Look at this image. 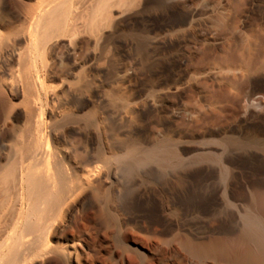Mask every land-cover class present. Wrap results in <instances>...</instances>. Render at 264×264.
<instances>
[{
	"label": "rangeland",
	"instance_id": "1",
	"mask_svg": "<svg viewBox=\"0 0 264 264\" xmlns=\"http://www.w3.org/2000/svg\"><path fill=\"white\" fill-rule=\"evenodd\" d=\"M40 1L0 0V146L15 151L35 122L53 146L72 123L83 138L68 133L66 145L87 140L99 163L110 158L114 167L104 191L71 200L38 241L0 213V264L15 252L12 264H232L222 250L205 258L192 250L219 241L264 252L256 238L264 227V59L249 72L226 61L264 20V0H113L111 23L95 16L92 0ZM57 5L75 30L51 25L47 10ZM232 20L240 28L216 52L191 42L192 25L221 29ZM57 52L69 54L66 67L56 65ZM221 86L230 93L222 102Z\"/></svg>",
	"mask_w": 264,
	"mask_h": 264
},
{
	"label": "bare ground",
	"instance_id": "2",
	"mask_svg": "<svg viewBox=\"0 0 264 264\" xmlns=\"http://www.w3.org/2000/svg\"><path fill=\"white\" fill-rule=\"evenodd\" d=\"M63 1L64 0H50L49 4L51 5L52 3L54 4L57 2L61 3ZM81 1L77 0L78 3ZM112 1L113 0H111V1L110 0H92L91 3H93V5L95 6V8H93L94 9L93 12L96 10V12H99V15H102V18L100 19L101 21L106 20L107 23L108 22L111 23L112 20H111L110 15L112 13L111 12H110L111 14L109 13V9H110L111 5L114 3V2L112 3ZM144 1L147 2L148 0H144ZM66 2H68V1H66ZM89 2H90V0H89ZM126 4H127V2H126ZM130 5H132V4H130ZM60 7L61 6H58V5L54 6V8L51 7L52 9L50 8L51 10H47L48 13L46 15V17L49 20V22L51 23V25L55 26L57 29H63V27L66 26V22H67V20L65 21V18H63L65 16L64 15L65 11H63L64 9L63 10L61 9L63 6L61 8ZM112 7H113V5H112ZM114 7H116V6H114ZM78 8H79V6H78ZM66 9H68V8H65V10ZM71 11L74 12V10H71ZM96 12H94L95 16H97ZM30 13L34 14L32 12H30ZM31 14H29V15L32 18ZM197 14H199V10L195 9L193 11V15H197ZM90 16H92V15L89 14L88 17L90 18ZM30 17H29V21L31 20ZM94 17L91 18L92 21H91V19L89 21L93 22ZM1 19H3V11L0 10V20ZM41 19H44V18H41ZM190 19H191V17H190ZM44 20H46V19H44ZM74 20H76L75 17H74ZM72 22H74V23H72ZM72 22H69L68 28L71 27V29H73L72 26H70V25L75 24L76 21L72 20ZM85 22H86V20H85ZM87 22H88V20H87ZM218 22L221 23V22H223V20H218ZM90 23L87 25L92 27V24L90 25ZM188 23H189L188 20L182 21L179 24L173 25L172 29L176 30L177 27L180 29L182 26H185ZM225 23H226V21H225ZM227 23H228L227 26L223 27L221 29L217 28V26L214 24L212 26L207 25L208 23H205L204 25L203 24H197L196 26L192 25V27L194 29V35L191 37L192 38L191 42L194 43L195 45H199L200 47H197V49L202 50V52H204V53L206 51L207 52L208 51L216 52L217 48H219L220 45L224 42V39H225L224 36L230 37L232 35V37H233L235 35L236 31H238L240 28L237 20H232V22H230V23L227 21ZM77 24L74 26L80 25V24L79 25H77ZM81 25L83 26V24H81ZM81 25H80V27H81ZM44 26H45V24H44ZM116 26H117V24H116ZM104 27H105V25H104ZM113 27H115V26H113ZM230 27H232L233 29H230ZM66 28L67 27H65V29ZM74 28L76 29V27H74ZM88 28H90V27H88ZM75 29H73V30H75ZM82 29L83 28H81V30ZM69 30H70V28L68 29V31ZM73 30H72V32H73ZM45 31L46 30H44L42 32L44 33ZM68 31H67V33H68ZM61 33H63V32H61ZM66 35H68V34H66ZM50 37H52V36L50 35L49 38ZM232 37H231V39H233ZM71 38H72V36H71ZM2 39L3 38L0 36V45L2 43ZM51 39L52 38H50V40ZM55 39H56V37H55ZM51 41H53V40H51ZM182 41L176 40L175 42H173V44L179 43L180 45H183L184 47H186V45H184L185 42H182ZM54 45H56V44H54ZM74 47H76V46H74ZM59 51L60 50H58V52ZM0 54H1V52H0ZM79 55L80 54H78L77 51L74 52L75 63H77L78 65L83 63V59H81V57H79ZM19 56H21V55H19ZM68 57H69V54L64 55V54L58 53L57 59H56V65H58L60 67H66L69 63V62L67 63V61H66V59ZM230 57L231 58L226 60L227 63H231V64L239 63L244 67V69L247 72L251 71L254 67H256L259 64V62H261L262 59H264V20H261V21L256 23V27L251 31L250 34L247 35V40L243 44H238L237 47L235 48V52H233ZM34 66H35V64H34ZM62 69L64 70V68H62ZM15 76H17V74H14L13 77H15ZM169 77H171V76H169ZM14 79L15 78H12V80H10L9 82L15 84ZM177 81H179V80L177 79ZM56 90H58V89H56ZM218 92H219V99L218 100L221 102L224 101L225 98H228L230 96L229 91L226 88H223L222 86ZM52 93H53V91H52ZM75 119H76V117H75ZM35 123H34V125H31V127H29V130L27 132H25L23 134V136H21L22 137L21 139H19L20 137L17 138V139H19L18 141H21V142H20V145L18 147H16L17 149L15 151L6 152L5 151L6 149L4 148V146L3 145L0 146V213H3L2 219L4 218V216L12 214V218L10 216L11 220L9 221V223H11L10 225L13 224L16 227L24 228L28 232L37 233L34 241H38L40 239V235H41L40 232H42V230L45 228L46 224L48 222H50V223H52V224H50V226L53 225V222L59 217L60 213H63L62 211L66 210V208H68L70 206L71 200H74V198L76 200V197L78 198L79 195H81L83 192H85L88 188H94L96 190L98 189V190H103V191L106 189L105 184L107 182H105L106 180L104 181L103 178L105 176L107 178L110 177V175L113 171L114 163L110 158H105V162H104V164H102L103 165L102 166L101 163H99V161H98L100 154L98 152L94 151V148L92 146H90L91 144L89 141L88 142L90 145L87 142H85L87 140L84 139L85 141H82L81 138H79L81 136L83 138V135H81L82 130L76 131V129L72 123H71L72 126L71 125L69 126V124L66 126L64 125L65 128L62 129V133H63L62 136L63 137L58 136V138H57V136H56L54 139L55 144L53 146L49 145L48 141H46L47 139L44 140V138L40 134V132H41L40 127L42 126L43 123H41V122H39V124L38 123L35 124ZM73 131H76L77 136L78 135H80V136L75 137L71 141V145L68 146V145H66V143L68 142V140L66 139V135L68 133L73 132ZM42 133H43V131H42ZM60 133H59V135H60ZM83 134H85V133H83ZM20 135H22V134H20ZM84 136H86V134ZM2 137L3 136L1 135L0 139ZM86 138H87V136H86ZM88 139L90 140V138H88ZM187 150H188L187 148H182V151H187ZM178 153H179V150H177V149L169 150L170 156L177 155ZM142 159L143 158L137 159L136 163H140L142 161ZM129 173H132V170H129ZM259 202H260V205H264V196L260 197ZM7 218H8V216H7ZM1 222H2V220H1ZM6 223H8V222H6ZM2 225H4V224H2ZM46 227H48V226H46ZM16 229H18V228H16ZM11 237L12 236H10V238ZM256 238L259 242H264V227L263 226H259L258 228H256ZM13 241H14V239H13ZM28 241H27V243H28ZM27 243H26V245H27ZM44 246H45V244H44ZM74 247H75V252L77 251V254H78V249L76 248V246H74ZM18 250H19V248H18ZM192 250L196 253L198 258H205L208 255L216 256L217 254H215V251L222 250L225 253L224 256L229 261H231L232 264H264V252L261 251L260 249H255L251 245H247L243 248L231 247L226 242L219 241V242L212 243L208 246L194 245ZM73 254H74V251H72V250L68 251L69 257H72ZM18 255H19L18 252L13 253L12 256L8 260V264L14 263L17 260ZM22 259H23V257H22ZM19 262H20V260H19ZM31 263L34 264L33 262H31Z\"/></svg>",
	"mask_w": 264,
	"mask_h": 264
}]
</instances>
